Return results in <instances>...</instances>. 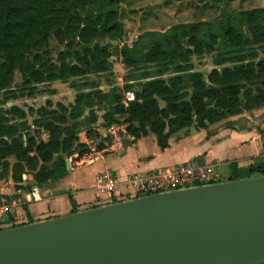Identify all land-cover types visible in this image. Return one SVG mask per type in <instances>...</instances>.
<instances>
[{"label": "trees", "instance_id": "trees-1", "mask_svg": "<svg viewBox=\"0 0 264 264\" xmlns=\"http://www.w3.org/2000/svg\"><path fill=\"white\" fill-rule=\"evenodd\" d=\"M125 1L0 0L4 104L35 96L39 86L55 82L77 91L68 105L47 100L28 113L17 106L0 109V166L8 175V159L16 158L14 182H22L26 172L40 186L64 179L66 159L87 152L79 143L80 133L98 122V112H104L106 127L127 124L126 133L135 139L152 133L165 150L182 130H205L264 108V8L239 11L217 24L202 21L178 24L166 33L148 32L120 48L113 42H124L120 12ZM174 1L215 7L226 3ZM51 39L65 47L57 61L47 50ZM214 53L222 69H213L207 77L195 71L193 57ZM112 58L122 60L128 75L124 88L103 92L93 76L113 73ZM17 73L22 82L15 88ZM129 91L135 101L126 105L124 94ZM29 115L36 116L34 132ZM228 171L226 182L263 177L264 161L247 169L231 163Z\"/></svg>", "mask_w": 264, "mask_h": 264}, {"label": "water", "instance_id": "water-1", "mask_svg": "<svg viewBox=\"0 0 264 264\" xmlns=\"http://www.w3.org/2000/svg\"><path fill=\"white\" fill-rule=\"evenodd\" d=\"M0 264H264V176L0 231Z\"/></svg>", "mask_w": 264, "mask_h": 264}, {"label": "crops", "instance_id": "crops-1", "mask_svg": "<svg viewBox=\"0 0 264 264\" xmlns=\"http://www.w3.org/2000/svg\"><path fill=\"white\" fill-rule=\"evenodd\" d=\"M58 83L61 82L45 85L55 91L54 95L29 97V107L35 108L34 103L41 99L59 98L56 89L68 84L61 83L63 85L56 86ZM100 89L103 91V87ZM71 93L75 94L74 89H71ZM20 100L9 101L0 109L17 106L28 113L29 110L19 105ZM103 115L104 112H98V122L89 128H82L79 143L86 147L87 152L67 158L70 171L64 179L56 183L37 185L30 172L23 174L22 182H14L12 168L17 163L15 157L8 159V175L4 174L0 166V231L132 200L133 192L127 188L125 182L134 174L147 175L189 162L219 164L223 168L235 163L239 168L247 169L264 161V108L245 112L205 130H198L196 127L182 130L170 138L169 147L165 150L160 148L152 133L140 139L128 135L127 124L120 125L123 147L112 149L108 131L112 125L106 127ZM34 120L29 115L27 121L32 128L31 132L36 130L33 126ZM42 140L47 141L48 136L43 134ZM107 173L123 183L119 195H100L95 191L97 179ZM37 187L42 196L39 202L33 201L30 195Z\"/></svg>", "mask_w": 264, "mask_h": 264}, {"label": "rangeland", "instance_id": "rangeland-1", "mask_svg": "<svg viewBox=\"0 0 264 264\" xmlns=\"http://www.w3.org/2000/svg\"><path fill=\"white\" fill-rule=\"evenodd\" d=\"M257 8H264V0H226V3L220 7H215L211 4L200 5L195 2H176L174 0H126L121 5L120 12L121 21L125 26L126 35L122 44L117 43L114 45L120 48L124 44L132 45L145 33H166L173 26L178 24H189L202 21L217 24L223 18L229 17L239 11L253 10ZM64 49L65 47L59 45L54 39L50 40V45L47 48L54 61H57L59 51H63ZM260 56L264 58L263 52H260ZM111 60L114 62L113 73H106L101 75L100 78L98 76H93V78L98 80L100 87H103V92H108L111 88L117 86L124 88V81L128 75V69L125 68L121 59L117 60L116 58H112ZM192 62L195 70L200 71L204 77H207L213 69H222L223 67L219 62L217 53L201 57L195 56L192 58ZM108 81L111 82V85L109 86ZM21 82V77L17 73L14 81L15 88H18ZM58 85L63 84H56V86ZM49 87L50 86L45 85L39 86V91L36 95H54V93H50L52 90L48 89ZM71 89L70 84L58 87L56 91L59 94V98H53L51 100L54 104L62 102L68 105L69 102L75 98L77 92L74 90L75 94L73 95ZM3 99V94H0V107L5 105ZM29 99L30 98L21 99L19 105L27 110L32 109L36 111L41 108L39 106H45L47 101L46 99H41L37 103H34L35 108H30V105L27 102ZM31 117L34 119L36 118V116ZM30 120L32 121L31 118ZM221 174L222 177L219 181L221 183L226 182L228 168H223Z\"/></svg>", "mask_w": 264, "mask_h": 264}, {"label": "built area", "instance_id": "built-area-1", "mask_svg": "<svg viewBox=\"0 0 264 264\" xmlns=\"http://www.w3.org/2000/svg\"><path fill=\"white\" fill-rule=\"evenodd\" d=\"M135 101L134 92L124 94V103ZM112 149L123 147L122 127L118 124L109 128ZM223 166L219 164H201L189 162L176 167L160 169L147 175L134 174L126 182V186L133 192V199L186 190L211 184H216L222 177ZM123 183L107 173L97 179L95 191L100 195H119ZM32 200H42L41 190L37 187L30 194Z\"/></svg>", "mask_w": 264, "mask_h": 264}]
</instances>
